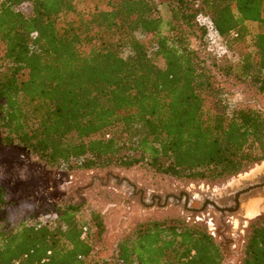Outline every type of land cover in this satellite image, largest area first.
<instances>
[{
	"label": "trees",
	"instance_id": "1",
	"mask_svg": "<svg viewBox=\"0 0 264 264\" xmlns=\"http://www.w3.org/2000/svg\"><path fill=\"white\" fill-rule=\"evenodd\" d=\"M164 3L167 19L155 0H0L2 143L52 169L139 166L202 182L264 160V111L230 102L238 82L264 95V0ZM199 15L230 51L256 23L254 50L237 67L219 65ZM6 195L0 183V212ZM80 207L0 217V264H225L208 230L179 214L140 222L101 257L94 241L105 221L80 218ZM242 253L241 264H264V213L249 223Z\"/></svg>",
	"mask_w": 264,
	"mask_h": 264
},
{
	"label": "rangeland",
	"instance_id": "2",
	"mask_svg": "<svg viewBox=\"0 0 264 264\" xmlns=\"http://www.w3.org/2000/svg\"><path fill=\"white\" fill-rule=\"evenodd\" d=\"M164 1L155 0L160 14L167 19ZM199 19L203 24L209 21L206 15H201ZM256 30V23L247 22L248 33L244 42L230 45L231 51L220 44L218 64L237 67L240 64L239 54L244 50H254L253 35ZM230 97L232 104L243 101L264 111V95L247 81L236 83ZM206 101L216 108L213 96L207 97ZM263 174L264 160L252 164L240 174L216 182L178 180L139 166L68 172L48 167L28 149L4 145L0 132V183L6 190L8 200V207L0 212V217L5 215L17 223L32 212L50 209L58 204L80 205V218L88 219L93 212L103 217L106 228L94 244L99 256L108 257L116 250L119 241L132 236L140 222L162 218L167 214H179L188 224H201L208 230L220 244L225 264H241L248 225L264 213L263 190L245 196L237 211L225 214L211 207L202 211L186 210L181 203L172 200L165 203V198L170 194L186 193L193 197L191 200L196 204L205 197L220 204L223 195L220 193L231 194L256 183ZM155 197L161 199L160 204L153 203ZM253 203H258V211L250 214L248 209L254 206Z\"/></svg>",
	"mask_w": 264,
	"mask_h": 264
},
{
	"label": "flooded vegetation",
	"instance_id": "3",
	"mask_svg": "<svg viewBox=\"0 0 264 264\" xmlns=\"http://www.w3.org/2000/svg\"><path fill=\"white\" fill-rule=\"evenodd\" d=\"M263 177H264V174L260 177V179H262ZM258 182H256V183H258ZM256 183H253V184H256ZM249 185H252V184H248L246 187H248ZM246 187H244V188H246ZM244 188H239L231 194L220 193V194H223L220 197V204L221 205L217 201H215L214 199L209 198V197H205L199 204H196V203H194V201L191 200L193 197H191L190 195H187L186 193H180L179 195L170 194V195L166 196L165 203L169 202V200H172L176 203L183 204V208L186 210H190V211H202V210H206L209 207H211V208H214L215 210L221 212L222 214H225L226 212H228L227 211L228 209L235 206V201H236L235 199L237 198L236 194L238 192H240L241 190H243ZM259 190L264 191V187L257 189L254 192L259 191ZM240 195H242V194H239V197H238V208H237V210L240 208L241 203L245 197L244 195L243 196H240ZM160 201H161V199L159 197H155L153 200V203L155 202V203L160 204ZM218 209H220V210H218Z\"/></svg>",
	"mask_w": 264,
	"mask_h": 264
},
{
	"label": "built area",
	"instance_id": "4",
	"mask_svg": "<svg viewBox=\"0 0 264 264\" xmlns=\"http://www.w3.org/2000/svg\"><path fill=\"white\" fill-rule=\"evenodd\" d=\"M201 15H199L200 18ZM198 18V19H199ZM200 21V19H199ZM206 28V36L207 39L209 40V46H208V51L214 54L216 58L220 57V36L211 21L209 20L207 24H204ZM215 46H218L216 49ZM223 52H225V49H223ZM84 237V234L82 235Z\"/></svg>",
	"mask_w": 264,
	"mask_h": 264
},
{
	"label": "water",
	"instance_id": "5",
	"mask_svg": "<svg viewBox=\"0 0 264 264\" xmlns=\"http://www.w3.org/2000/svg\"><path fill=\"white\" fill-rule=\"evenodd\" d=\"M262 187H264V177L262 178V179H260L259 180V182L258 183H256V184H252V185H249L248 187H246V188H244L243 190H241L240 192H238L237 194H236V201H235V206L234 207H232V208H230V209H228L227 211H229V212H234V211H237V208H238V197H239V194H242V195H240V196H248V195H250L251 193H253L255 190H257V189H260V188H262ZM213 205V204H212ZM218 210H220V209H218Z\"/></svg>",
	"mask_w": 264,
	"mask_h": 264
},
{
	"label": "bare ground",
	"instance_id": "6",
	"mask_svg": "<svg viewBox=\"0 0 264 264\" xmlns=\"http://www.w3.org/2000/svg\"><path fill=\"white\" fill-rule=\"evenodd\" d=\"M258 211V206H252L251 208L248 209V213L254 214Z\"/></svg>",
	"mask_w": 264,
	"mask_h": 264
},
{
	"label": "crops",
	"instance_id": "7",
	"mask_svg": "<svg viewBox=\"0 0 264 264\" xmlns=\"http://www.w3.org/2000/svg\"><path fill=\"white\" fill-rule=\"evenodd\" d=\"M257 204H258V203H256V204H255V203H253V205H255V206H256ZM250 208H251V207H250Z\"/></svg>",
	"mask_w": 264,
	"mask_h": 264
}]
</instances>
